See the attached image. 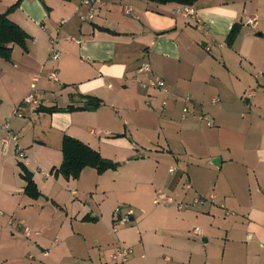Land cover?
<instances>
[{"label": "crops", "instance_id": "1", "mask_svg": "<svg viewBox=\"0 0 264 264\" xmlns=\"http://www.w3.org/2000/svg\"><path fill=\"white\" fill-rule=\"evenodd\" d=\"M16 1L0 0V13L27 34L25 47L13 44L9 57H0V123L18 133L24 152L12 142L3 151L0 139V264H115L110 253L117 241L133 249L126 264H264V0H103L91 19L81 18L86 7L80 0L12 6ZM235 24L240 29L229 40ZM52 37L59 57L50 61ZM141 61L167 82L165 106L162 91H145L135 79L147 77L136 71ZM52 70L57 80L48 77ZM50 93L62 102L46 98ZM29 94L36 105L24 102ZM85 95L101 105L67 108L82 105ZM185 95L192 100L183 115ZM213 97L219 101L212 103ZM15 107L23 116L12 115ZM156 108L168 119L160 133L165 139L193 134L204 143L199 161L186 146L178 154L155 147L159 155L172 154L164 184L172 203L154 205L155 189L143 198L108 181L105 174L116 173L119 164L101 173L86 166L77 177L58 169L65 134L105 158L130 162L137 154L135 128L150 125L141 116H155ZM126 122L134 127L131 136ZM22 166L36 197L24 190ZM210 194L214 202L192 203ZM118 203L135 212L112 233ZM11 217L16 222L9 223ZM16 219L39 233L26 237ZM194 226L199 235L190 234Z\"/></svg>", "mask_w": 264, "mask_h": 264}, {"label": "rangeland", "instance_id": "2", "mask_svg": "<svg viewBox=\"0 0 264 264\" xmlns=\"http://www.w3.org/2000/svg\"><path fill=\"white\" fill-rule=\"evenodd\" d=\"M68 37H70V35H68L67 38ZM53 38L56 40L55 37ZM49 60L52 61L51 59ZM145 79H147V77ZM32 89H35L34 83L32 84ZM148 89L149 88H147L145 91H147ZM162 95L164 98L165 95ZM46 98L54 99L56 100V102H62L61 98H59L57 95H54L53 93L47 94ZM47 108L50 107H46L44 112L51 113ZM157 108L155 116H141V121H146L150 123V125L142 124L137 125L135 128V137L132 141L135 143L137 154L132 155L133 160L127 162L118 159L120 161L119 170L116 173L108 172L107 174H105V177L108 179V181L116 179L117 183L120 184L123 189H132L138 196L143 198H146L148 196H151L152 198L153 194L151 195V191H153L154 189L155 193L159 189L164 191V184L167 185V181L171 174L167 170V168L171 164L170 162L172 161V154L164 152L166 154L159 155V151L155 150V147H170L173 154H178L183 150V146H186L189 153L193 155L190 158L193 161H199L198 157L203 155L202 148L204 143L198 140V135L192 134V138H172L168 136L167 139H165L164 134H160L162 133V129H164V127L166 126V121H168V119L165 116H160L158 114L160 113V110ZM117 109L121 115H123L124 113L126 115V111H124L121 107L118 106ZM241 110L244 114L245 111L243 110V108L237 109L238 112ZM134 117L136 119V115ZM137 118H139V115ZM121 123L123 125V121ZM180 123H182V120H180V118H176L173 121V124L176 126H179ZM124 126L125 130H127V136H131L129 132H133L132 130L134 129V127H132L129 122H126ZM147 147L153 148V150L146 149ZM120 156L125 155L123 153L121 155L120 153ZM136 156L138 158H135ZM185 156L188 157L187 155Z\"/></svg>", "mask_w": 264, "mask_h": 264}, {"label": "built area", "instance_id": "3", "mask_svg": "<svg viewBox=\"0 0 264 264\" xmlns=\"http://www.w3.org/2000/svg\"><path fill=\"white\" fill-rule=\"evenodd\" d=\"M103 0H80L81 4L86 7V12L81 15L82 19H91L94 14H95V9L99 4L102 3ZM125 11L128 12L130 11V8L127 7L125 8ZM187 12H192L191 9H187ZM254 18L250 19V22H254ZM69 40L79 42V39H76L73 36L68 37ZM59 57V51L56 48V40L52 37L50 39V46H49V52H48V58L51 60H57ZM137 73H146L147 74V79H142L140 76L135 77L138 82L143 87H152L155 89H158L162 91L165 94V98L161 100V105L165 106L167 104V98L170 95V89L168 87L167 82L160 77L157 74H154L151 70V67L147 62H141L139 66L136 69ZM48 77L51 80H57V72L56 70H52L49 72ZM36 79V78H35ZM183 100L185 104L182 106V114H186L189 111V106L188 103L191 102V97L190 95H185L183 96ZM219 101L218 97H213L211 99L212 103H216ZM25 103H33L37 104L38 100L36 99L34 94H29L28 96L25 97L24 99ZM12 115L15 116H23L22 109L20 107H15L12 111ZM200 118L205 120L207 125H211V120L208 116L207 113H202L200 114ZM3 131L4 134L0 137L1 142H2V150L5 151V149L8 147L9 143L12 142L15 146L16 151L19 153H23L24 149L22 146L19 144V135L17 132H15L13 129L10 128L9 123L7 121H4L0 123V132ZM92 132L95 133V129H92ZM170 171L174 170V167L169 168ZM186 186L189 187L190 184L186 183ZM205 200H209L210 202H214L215 196L214 194H210L208 197H203L201 195L197 196L194 201L192 202L193 204L196 203H202ZM173 199L172 197L164 192L163 190L159 189L156 191L155 196L153 197V203L155 205H167L169 203H172ZM179 207L180 202L176 203ZM0 212H2L0 210ZM134 208L126 203H118L116 207L113 210V218H112V223L110 226V231L112 233H115L120 226L126 225L131 220L133 219L134 216ZM16 222L14 218H10L9 223ZM17 224L21 225L23 227V233L26 237L31 236L32 234H38V230H32L28 226L24 225L22 220H18ZM201 233V228L199 226H194L190 230V234L192 236L199 235ZM133 249L131 246L124 245L121 241H117L115 244V247L113 251L110 253V257L115 261V264H126V261L128 260L129 256L132 254Z\"/></svg>", "mask_w": 264, "mask_h": 264}, {"label": "trees", "instance_id": "4", "mask_svg": "<svg viewBox=\"0 0 264 264\" xmlns=\"http://www.w3.org/2000/svg\"><path fill=\"white\" fill-rule=\"evenodd\" d=\"M17 0L12 6L16 5ZM157 3H178L182 5L192 4L196 0H148ZM239 25H233L228 34L229 40L238 33ZM26 32L15 22L10 20L7 13H0V57L8 58L12 45L19 44L25 47ZM101 105V99L92 95H85L82 105L76 107L68 106L69 109H94ZM46 109V108H45ZM51 110V108H47ZM62 161L58 169L65 175L77 177L81 170L86 166L94 167L97 172L101 173L109 168H115L119 164L116 161L103 157L100 152L78 138L70 135H63L61 141ZM23 177L25 179L24 190L30 196H38L39 191L31 178V174L22 166Z\"/></svg>", "mask_w": 264, "mask_h": 264}]
</instances>
